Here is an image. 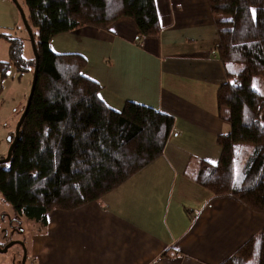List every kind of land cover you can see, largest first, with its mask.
Wrapping results in <instances>:
<instances>
[{"label": "trees", "instance_id": "1", "mask_svg": "<svg viewBox=\"0 0 264 264\" xmlns=\"http://www.w3.org/2000/svg\"><path fill=\"white\" fill-rule=\"evenodd\" d=\"M154 1L24 0L38 55L36 80L10 160L0 164V195L16 216L44 227L49 211L98 201L161 155L172 117L132 102L111 110L99 99V86L82 76V56L50 50L59 34L107 29L121 17L134 22L138 38L157 35ZM207 2L226 76L216 94L218 114L230 133L217 138L218 163H202L194 181L264 216V93L253 86L264 79V0ZM4 37L9 61L0 62L1 75L10 66L19 75L33 73L35 59L22 57V40ZM222 264H264V228Z\"/></svg>", "mask_w": 264, "mask_h": 264}, {"label": "crops", "instance_id": "2", "mask_svg": "<svg viewBox=\"0 0 264 264\" xmlns=\"http://www.w3.org/2000/svg\"><path fill=\"white\" fill-rule=\"evenodd\" d=\"M154 3L157 35L138 38L121 17L50 40L52 53L85 59L82 76L111 110L132 102L173 126L161 155L100 200L51 210L44 227L27 221L29 264H222L264 228L263 215L194 181L202 163H218L217 138L230 133L216 100L226 79L216 18L207 0Z\"/></svg>", "mask_w": 264, "mask_h": 264}, {"label": "rangeland", "instance_id": "3", "mask_svg": "<svg viewBox=\"0 0 264 264\" xmlns=\"http://www.w3.org/2000/svg\"><path fill=\"white\" fill-rule=\"evenodd\" d=\"M3 1V0H2ZM5 6L0 4V53L4 62L9 61L8 41L4 36L19 38L23 42L22 57L32 60L34 55L30 38L22 21L21 13L25 15L24 0H4ZM3 54V57H2ZM32 70L21 75L14 66H10L2 77V91L0 92V160L4 159L9 148L12 134L29 95ZM254 88L264 93V79L254 80ZM264 119V111L262 114ZM241 162L235 163V174H238ZM11 206L3 201L0 195V249L9 242H16L0 252V264H21L23 250L27 254L28 237L32 230L25 218L20 223ZM23 218V217H22ZM29 227V228H28ZM28 254L26 255V259ZM27 259L25 264H29Z\"/></svg>", "mask_w": 264, "mask_h": 264}, {"label": "water", "instance_id": "4", "mask_svg": "<svg viewBox=\"0 0 264 264\" xmlns=\"http://www.w3.org/2000/svg\"><path fill=\"white\" fill-rule=\"evenodd\" d=\"M20 13H21V17H22V21H23V24L25 26V29L27 30L28 32V35H29V38H30V43H31V47H32V51H33V55H34V59H35V65H34V69H33V75H32V81H31V87H30V91H29V95L27 97V100H26V104H25V107L19 117V120L17 121V124L15 126V130H14V137L11 141V144L7 150V153H6V156L4 159L0 160V164H6L9 162L10 160V155H11V151L14 147V145L16 144L17 140H18V137H19V129H20V126L26 116V113H27V110L29 108V104H30V100H31V97H32V94H33V90H34V85H35V80H36V71H37V64H38V55H37V52H36V49H35V44H34V40L31 36V32L28 28V25L26 23V19H25V15L22 13V11L20 10ZM14 243L16 242H9L7 243L3 249H0V252H6L7 249L9 247H11ZM23 257H22V261H21V264H24L25 263V257H26V253H25V250H23Z\"/></svg>", "mask_w": 264, "mask_h": 264}]
</instances>
